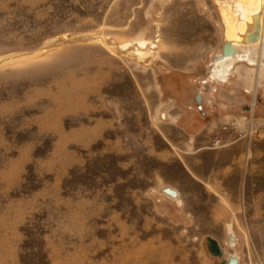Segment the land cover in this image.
Instances as JSON below:
<instances>
[{
	"label": "rangeland",
	"instance_id": "1",
	"mask_svg": "<svg viewBox=\"0 0 264 264\" xmlns=\"http://www.w3.org/2000/svg\"><path fill=\"white\" fill-rule=\"evenodd\" d=\"M226 30L218 0H0V58L149 47L0 65V264H219L207 235L264 264V75L220 76Z\"/></svg>",
	"mask_w": 264,
	"mask_h": 264
},
{
	"label": "bare ground",
	"instance_id": "2",
	"mask_svg": "<svg viewBox=\"0 0 264 264\" xmlns=\"http://www.w3.org/2000/svg\"><path fill=\"white\" fill-rule=\"evenodd\" d=\"M218 4L221 9L223 20L225 21V24L227 27L225 43H228L230 45L231 49H228V50H233V52L224 54L223 49H222L221 56L217 58L218 65L219 64L222 65L221 69H219L221 70L220 76L223 75L221 74V72H224V73L226 72V66L224 63L227 60L232 59V58L235 59L239 56H242V55L237 54V52H239L237 51V47H243L245 50V54L248 57L252 55L254 56V53L258 51L257 57H255L258 60V63H257L258 69H257V73H255V79H256L255 86H257L260 82V79L264 75V60H263L264 58V0H218ZM78 41H100V42H103V44H106V46L108 47H111L112 45H116L120 51H123L126 53L132 52L141 58L145 57L148 54V49H149L147 43H136L132 46H127L123 44H118L117 41L112 37H108L105 35H99L96 33L79 34V35L73 36L72 38H69L65 35V36H59V37H55V38L48 40L42 48L36 51L13 53L10 55L3 56L0 58V65L8 63L13 60L36 56L42 53L43 51L53 48L64 42H78ZM159 48H160L159 42L155 41L152 46V50H156ZM244 50H243V53H244ZM222 67L224 68V70ZM200 101L201 100H199V102ZM163 187L165 186L158 184L157 188H158L159 193L165 194L172 199H176L179 204H182V201L179 198V192H178V197H171L166 192L161 190L163 189ZM227 227L230 233L235 235L234 232L231 230L232 224L230 225L228 224ZM229 241L231 242L232 245H235L236 243L235 241H232L230 239ZM225 255H226V252L223 256H218V257H221L223 259ZM214 256H217V255H214Z\"/></svg>",
	"mask_w": 264,
	"mask_h": 264
},
{
	"label": "water",
	"instance_id": "3",
	"mask_svg": "<svg viewBox=\"0 0 264 264\" xmlns=\"http://www.w3.org/2000/svg\"><path fill=\"white\" fill-rule=\"evenodd\" d=\"M228 49H231L230 45L228 43H225L223 46L224 54H228L229 52H233V50H228ZM197 99L201 100L200 94H197ZM161 190L166 192L171 197H178V190L175 187L168 185V186L163 187V189H161ZM229 239L232 241H235L236 237H235V235L230 233ZM206 242H207L208 248L212 254L217 255V256H223L225 254L223 247L220 245L218 239L215 238L214 236L207 235ZM238 262H239V258L237 256L230 255L228 259L223 258L219 264H238Z\"/></svg>",
	"mask_w": 264,
	"mask_h": 264
},
{
	"label": "flooded vegetation",
	"instance_id": "4",
	"mask_svg": "<svg viewBox=\"0 0 264 264\" xmlns=\"http://www.w3.org/2000/svg\"><path fill=\"white\" fill-rule=\"evenodd\" d=\"M225 44V43H224ZM224 46V45H223ZM235 47V46H234ZM223 49V48H222Z\"/></svg>",
	"mask_w": 264,
	"mask_h": 264
}]
</instances>
